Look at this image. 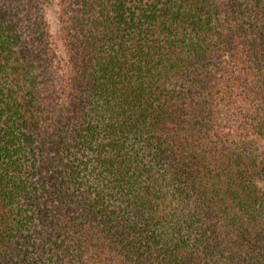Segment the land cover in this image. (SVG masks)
Masks as SVG:
<instances>
[{
    "label": "trees",
    "instance_id": "obj_1",
    "mask_svg": "<svg viewBox=\"0 0 264 264\" xmlns=\"http://www.w3.org/2000/svg\"><path fill=\"white\" fill-rule=\"evenodd\" d=\"M0 264H264V0H0Z\"/></svg>",
    "mask_w": 264,
    "mask_h": 264
},
{
    "label": "rangeland",
    "instance_id": "obj_2",
    "mask_svg": "<svg viewBox=\"0 0 264 264\" xmlns=\"http://www.w3.org/2000/svg\"><path fill=\"white\" fill-rule=\"evenodd\" d=\"M51 22H54V21L51 20Z\"/></svg>",
    "mask_w": 264,
    "mask_h": 264
}]
</instances>
